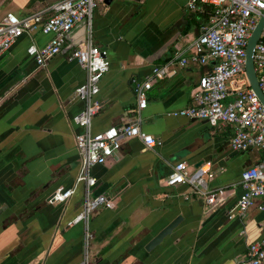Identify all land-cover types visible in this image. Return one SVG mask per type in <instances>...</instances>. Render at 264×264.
Segmentation results:
<instances>
[{
	"label": "crops",
	"instance_id": "crops-1",
	"mask_svg": "<svg viewBox=\"0 0 264 264\" xmlns=\"http://www.w3.org/2000/svg\"><path fill=\"white\" fill-rule=\"evenodd\" d=\"M57 0H0L5 13L24 17ZM185 0H98L92 16V42L106 49L108 70L98 82L95 99L102 103L91 132L134 121L133 83L163 63L195 36L185 31ZM50 37L22 33L0 55V264H77L81 259L82 225H67L80 210L84 192L76 182L79 156L72 116L82 107L74 89L84 71L69 55L84 37L78 21L66 33L59 53L38 66L25 53ZM147 90L138 126L155 143L144 148L136 137L123 139L119 150L94 165L91 194L106 195L112 206L89 216L90 264H234L246 246L262 237L264 212L242 217L226 211L241 193L240 172L254 165L247 151L228 147L231 128L172 115L188 106L190 90L201 73L193 65L173 66ZM249 151V150H248ZM241 153V154H240ZM242 155V156H241ZM184 160L191 170L208 163L202 177L208 190L224 187L221 203L208 207L186 183L165 185L171 167ZM71 189L61 202H49L55 190ZM175 217L177 225L157 245L147 242Z\"/></svg>",
	"mask_w": 264,
	"mask_h": 264
},
{
	"label": "built area",
	"instance_id": "built-area-1",
	"mask_svg": "<svg viewBox=\"0 0 264 264\" xmlns=\"http://www.w3.org/2000/svg\"><path fill=\"white\" fill-rule=\"evenodd\" d=\"M98 0H57L48 10L45 19L40 12L24 17L5 13L0 18V55L6 52L22 33L39 31L50 34L42 45L30 43L25 53L38 66L60 52L66 33L78 21L84 24V37L69 59H74L84 71V80L73 94L82 103L81 109L72 116L79 128L73 136L74 147L79 156L76 182H82L84 192L80 210L67 225H82L81 259L77 264H90L88 227L90 214L98 207L110 208L112 203L104 194H91L95 178L90 169L103 164L119 148L123 139L136 137L144 148L151 147L155 140L141 131L139 112L146 106L147 90L154 79L166 78L173 66L193 65L202 69L197 83L190 90V104L171 112L188 118L204 120L210 126L217 124L231 128L228 147L245 152L257 149L262 158L254 165L244 168L239 174L241 193L226 211L228 218L244 217L251 209L264 212V107L250 88L244 72V47L246 40L264 10V0H185V8L196 10L202 5L210 8L206 25L188 43L176 48L163 63L151 68L142 81L133 83L135 99L134 121L119 126H109L98 132H91V121L102 103L95 99L98 82L108 70L106 49L92 42V16ZM252 66L258 88L264 97V25L252 50ZM186 161L175 163L165 178V185L186 183L206 206L221 203L224 187L208 190L202 175L208 170V163H202L188 170ZM71 189L55 190L49 202L64 201ZM262 237L246 246L244 256L235 259L234 264H264V220L261 223Z\"/></svg>",
	"mask_w": 264,
	"mask_h": 264
},
{
	"label": "water",
	"instance_id": "water-1",
	"mask_svg": "<svg viewBox=\"0 0 264 264\" xmlns=\"http://www.w3.org/2000/svg\"><path fill=\"white\" fill-rule=\"evenodd\" d=\"M110 0H103V2L108 3ZM264 25V10L262 12V15L257 20L256 24L254 25L253 29L251 30L244 47V72L248 79L250 88L254 92L255 96L258 98L261 105L264 107V97L261 94L257 81L255 78V74L253 71L252 66V50L253 46L255 45L256 40L258 39L259 33ZM201 161H197L193 167L196 168L199 166ZM178 218L175 217L172 219L169 223H167L163 228H161L146 244L145 249H149L157 244H159L166 235L170 234V232L173 230V228L178 223Z\"/></svg>",
	"mask_w": 264,
	"mask_h": 264
},
{
	"label": "trees",
	"instance_id": "trees-1",
	"mask_svg": "<svg viewBox=\"0 0 264 264\" xmlns=\"http://www.w3.org/2000/svg\"><path fill=\"white\" fill-rule=\"evenodd\" d=\"M209 15H210V8L206 5H202L198 9L191 11L187 15L185 31L189 30V27L192 26L195 29V33H197L201 26L207 24ZM200 70L202 71L201 68ZM261 158L262 156H260L259 160Z\"/></svg>",
	"mask_w": 264,
	"mask_h": 264
},
{
	"label": "rangeland",
	"instance_id": "rangeland-1",
	"mask_svg": "<svg viewBox=\"0 0 264 264\" xmlns=\"http://www.w3.org/2000/svg\"><path fill=\"white\" fill-rule=\"evenodd\" d=\"M241 154V153H240ZM244 156H246V155H248L249 156V158H250V160H251V162H253L255 159H256V157H259V156H262V154H261V152L259 151V150H257V149H251V150H249V151H247L245 154H243ZM242 156V155H241Z\"/></svg>",
	"mask_w": 264,
	"mask_h": 264
}]
</instances>
